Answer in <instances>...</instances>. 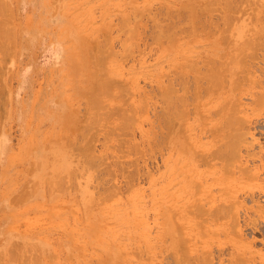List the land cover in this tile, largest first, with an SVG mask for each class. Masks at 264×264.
Instances as JSON below:
<instances>
[{"label": "rangeland", "instance_id": "rangeland-1", "mask_svg": "<svg viewBox=\"0 0 264 264\" xmlns=\"http://www.w3.org/2000/svg\"><path fill=\"white\" fill-rule=\"evenodd\" d=\"M0 3V264H264V0Z\"/></svg>", "mask_w": 264, "mask_h": 264}, {"label": "bare ground", "instance_id": "bare-ground-1", "mask_svg": "<svg viewBox=\"0 0 264 264\" xmlns=\"http://www.w3.org/2000/svg\"><path fill=\"white\" fill-rule=\"evenodd\" d=\"M223 2H224V1H223ZM227 2H229V1H227ZM215 3H216V2H215ZM0 5H1V3H0ZM2 5H3V3H2ZM2 7H3V6H2ZM2 7H1V8H2ZM8 7H9V5H8ZM223 7H224V6H223ZM228 7H229V6H228ZM4 8H5V7H4ZM4 8H3V9H4ZM6 9H7V8H6ZM8 9L10 10V7H9ZM192 9H193V8H192ZM226 9H227V8H226ZM226 9H225V10H226ZM227 10H228V9H227ZM2 11H3V10H2ZM240 11H241V10H240ZM5 13H6V12H5ZM261 13H262V12H261ZM193 14H194V13H193ZM233 14H235V13H233ZM192 18H193V17H192ZM225 18H226V17H225ZM175 20H176V19H175ZM191 22H192V21H191ZM262 22H263V20H262ZM262 22H261V23H262ZM224 23H225V21H224ZM190 24H191V23H190ZM214 24H215V23H214ZM214 24H212V25H214ZM222 24H223V23H222ZM218 25H219V24H218ZM259 28H261V27H259ZM2 29H3V28H2ZM110 29H111V28H110ZM189 29H190V28H189ZM217 29H218V28H217ZM217 29H216V30H217ZM207 31H208V30H207ZM259 31H260V30H259ZM123 33H124V32H123ZM159 33H160V32H159ZM220 33H221V32H220ZM227 34H228V33H227ZM3 35H4V34H3ZM3 35H2V37H3ZM122 35H123V34H122ZM149 35H150V34H149ZM159 35H160V34H159ZM129 36H130V35H129ZM263 36H264V35H263ZM6 37H7V36H6ZM124 37H126V36H124ZM4 39H5V38H4ZM7 40H8V39H7ZM109 40H110V39H109ZM109 40H108V41H109ZM262 41H263V39H262ZM5 42H6V41H4V43H5ZM98 42H99V41H98ZM101 42H102V41H101ZM255 42L257 43V41H255ZM2 43H3V42H2ZM2 43H1V44H2ZM8 43H9V42H8ZM109 44H110V43H109ZM109 44H108V45H109ZM248 44H249V43H248ZM3 45H4V44H3ZM5 45H6V44H5ZM101 45H102V44H101ZM103 45H104V44H103ZM244 45H245V44H244ZM254 45H255V44H254ZM246 47H248V46H246ZM227 48H228V47H227ZM2 50H3V49H2ZM97 50H98V49H97ZM101 50H102V48H101ZM101 50H100V51H101ZM109 50H110V49H109ZM125 50H126V49H125ZM90 51H91V50H90ZM95 51H96V50H95ZM98 51H99V50H98ZM102 51H103V50H102ZM110 51H111V50H110ZM232 51H233V50H232ZM239 51H240V50H239ZM242 51H244V50L242 49ZM250 51H252V53H253V50H250ZM230 52H231V51H230ZM245 52H246V51H245ZM14 53H15V52H14ZM107 53H108V52H107ZM228 53H229V52H228ZM243 53H244V52H243ZM252 53H251V54H252ZM255 53H256V52H255ZM233 54H234V53H233ZM249 54H250V53H249ZM98 55H99V54H98ZM236 55H237V54H236ZM238 55H239V53H238ZM238 55H237V56H238ZM11 56H12V55H11ZM233 56H234V55H233ZM249 56H250V55H249ZM110 57H111V56H110ZM124 57H125V56H124ZM240 57H241V56H240ZM252 57H253V56H252ZM105 58H106V57H105ZM232 58H234V57H232ZM242 58H243V57H242ZM123 59H125V58H123ZM219 59H220V58H219ZM226 59H227V58H226ZM229 59H230V58H229ZM240 59H241V58H239V62H240ZM250 59H251V58H250ZM262 59H263V58H262ZM126 60H127V59H126ZM230 60H231V59H230ZM232 60H233L232 62H234V61H235V58L232 59ZM243 60H244V59H243ZM254 60H255V59H254ZM90 61H91V60H90ZM103 61H104V60H103ZM103 61H102V62H103ZM211 61H212V60H211ZM224 61H225V60H224ZM246 61H247V60H246ZM93 62H94V61H93ZM100 62H101V61H100ZM243 62H244V61H243ZM94 63H95V62H94ZM203 63H204V62H203ZM224 63H226V62H224ZM244 64H245V63H244ZM89 65H90V64H89ZM219 65H220V64H219ZM187 66H188V65H187ZM217 66H218V65H217ZM221 66H222V65H221ZM242 66H244V65L242 64ZM90 67H91V66H90ZM210 67H211V66H210ZM215 67H216V66H215ZM202 68H203V67H202ZM211 68H212V67H211ZM220 68H221V67H220ZM227 68H228V67H227ZM242 68H243V67H242ZM216 69H217V68H216ZM225 69H226V67H225ZM244 69H245V68H244ZM247 69H248V68H247ZM250 69H251V68H250ZM102 71H103V70H102ZM209 71H211V70H209ZM216 71H217V70H216ZM219 71H221V70H218L217 73H219ZM198 72H199V71H198ZM211 72H212V71H211ZM211 72H210V73H211ZM225 72H226V71H224V73H225ZM242 72H243V71H242ZM244 72H245V71H244ZM249 72H250V71H249ZM252 72H253V71H252ZM105 73H106V72H105ZM250 73H251V72H250ZM254 73H255V72H254ZM254 73H253V74H254ZM198 74H199V73H198ZM204 74H205V73H204ZM204 74H203V77H204V79H205V75H204ZM207 74H208V73H207ZM219 74H220V73H219ZM219 74H218V75H219ZM247 74H248V73H247ZM247 74H245V75H247ZM96 75H97V74H96ZM210 75H214V73H213V74H210ZM216 75H217V74H216ZM218 75H217V76H218ZM206 76H207V75H206ZM208 76H209V75H208ZM243 76H244V74H243ZM203 77H202V75H201L200 78H203ZM108 78H109V77H108ZM237 78H238V77H237ZM198 79H199V78H198ZM207 79H208V78H207ZM216 79H217V78H216ZM222 79H223V78H222ZM201 80H203V79H201ZM226 80H227V79H226ZM117 81H118V80H117ZM197 81H198V80H197ZM197 81H196V82H197ZM206 81H207V80H206ZM208 81H209V80H208ZM212 81H213V80H212ZM214 81H215V80H214ZM219 81H220V79H219ZM104 82H105V81H104ZM199 82H200V81H199ZM202 82H203V81H202ZM102 83H103V82H102ZM191 83H192V82H191ZM197 83H198V82H197ZM210 83H211V82H210ZM224 83H225V82H224ZM105 84H106V83H105ZM121 84H122V83H121ZM199 84H200V83H199ZM214 84H216V83H214ZM221 84H222V83H221ZM234 84H235V83H234ZM196 85H198V84H196ZM196 85H195V87H196ZM206 85H207V84H206ZM208 85H209V84H208ZM106 86H107V85H106ZM116 86H117V84H116ZM209 86H210V85H209ZM216 87H218V86H216ZM224 87H225V86H224ZM233 87H234V86H233ZM103 88H104V87H103ZM112 88H113V87H112ZM185 88H186V87H185ZM193 88H194V87H193ZM198 88H199V87H198ZM187 89H188V88H187ZM213 89H214V88H213ZM216 89H217V88H216ZM98 90H99V89H98ZM102 90H103V89H102ZM104 90H105V88H104ZM106 90H107V88H106ZM120 90H121V88H120ZM189 90H190V89H189ZM210 90H211V89H210ZM237 90H238V89H237ZM100 91H101V90H100ZM121 91H122V90H121ZM191 92H192V91H191ZM215 92H216V91H215ZM215 92H214V93H215ZM126 93H127V92H126ZM193 93H194V92H193ZM195 93H196V92H195ZM197 93H198V92H197ZM89 94H90V93H89ZM96 94H97V93H96ZM112 94H113V92H112ZM127 94H128V93H127ZM98 95H99V94H98ZM98 95H97V96H98ZM101 95H102V94H101ZM183 95H184V94H183ZM253 95H254V94H253ZM259 95H260V94H259ZM106 96H107V95L105 94V97H106ZM185 96H186V95H185ZM192 96H193V95H192ZM198 96H199V94H198ZM108 97H109V95H108ZM204 97H205V96H204ZM259 97H261V96H259ZM99 98H100V97H99ZM118 98H119V97H118ZM182 98H183V96H182ZM90 99H91V98H90ZM90 99H89V100H90ZM96 100H97V99H96ZM96 100H95V101H96ZM180 100L182 101V99H180ZM100 101H101V99H100ZM193 102H194V101H193ZM253 102H254V101H253ZM93 103H94V102H92L91 105H93ZM178 103H180V101H179ZM181 103H182V102H181ZM183 103H184V102H183ZM254 103H255V105H256V102H254ZM260 103H261V101H260ZM7 104H8V103H7ZM99 104H100V103H99ZM184 104H185V103H184ZM188 104H189V103H188ZM228 104H229V103H228ZM241 104H242V103H241ZM261 104H262V103H261ZM263 104H264V103H263ZM91 105H90V106H91ZM191 105H192V104H191ZM226 105H227V104H226ZM232 105H233V104H232ZM193 106H194V105H193ZM92 107H93V106H92ZM99 107H100V106H99ZM185 108H186V107H185ZM225 108H226V107H225ZM6 109H7V108H6ZM93 109H94V107H93ZM98 109H99V108H98ZM104 110H105V109H104ZM221 110H222V109H221ZM190 111H191V109H190ZM198 111H199V110H198ZM110 112H111V111H110ZM182 112H183V110H182ZM219 112H220V111H219ZM235 112L238 113L237 110H235ZM176 113H177V112H176ZM236 113H235V114H236ZM182 114H183V113H182ZM233 114H234V112H233ZM111 115H112V114H111ZM111 115H110V116H111ZM179 115L181 116V113H180ZM85 116H86V115H85ZM163 116H164V115H163ZM180 116H179V117H180ZM182 116H183V115H182ZM199 116H200V115H199ZM228 116H229V115H228ZM165 117H166V116H165ZM176 117H177V116H176ZM237 117H238V115H237ZM229 118H231V117H229ZM200 119H201V118H200ZM231 120H232V118H231ZM224 121H225V120H224ZM244 121H245V120H244ZM229 122H230V121H229ZM231 123H232V122H231ZM234 123H235V122H234ZM237 125H238V124H237ZM221 127H222V126H221ZM239 127H240V126H239ZM239 127H238V128H239ZM219 128H220V127H219ZM222 128H223V127H222ZM226 128H227V127H226ZM223 129H225V128H223ZM228 129H229V127H228ZM234 129H235V128H234ZM221 130H222V129H221ZM225 130H226V129H225ZM229 130H230V129H229ZM217 131H218V130H217ZM219 131H220V130H219ZM223 131H224V130H223ZM224 132H225V131H224ZM233 132H235V131H233ZM230 133H231V132H230ZM224 135H225V134H224ZM245 135H246V134H245ZM228 136H230V135H228ZM228 136H227V137H228ZM210 137H211V136H210ZM230 139H231V138H230ZM230 139H229V140H230ZM241 139H242V138H241ZM77 140H78V139H77ZM80 140H81V139H80ZM239 140H240V139H239ZM224 141L226 142V140H224ZM227 141H228V140H227ZM78 142H79V141H78ZM232 142H233V141H232ZM239 142H240V141H239ZM244 142H245V141H244ZM221 144H222V143H221ZM221 144H219V145H221ZM223 144L225 145V143H223ZM230 144H232V143H230ZM239 144H241V143H239ZM250 144H251V143H250ZM228 146H229V145H228ZM231 146H232V145H231ZM231 146H230V147H231ZM81 147H82V146H81ZM230 147H229V149H230ZM233 147H234V146H233ZM235 147H236V146H235ZM220 148H221V147H220ZM239 148H240V147H239ZM215 149H216V148H215ZM215 149H214V150H215ZM221 149H222V148H221ZM193 150H194V149H193ZM222 150H223V149H222ZM232 150H233V149H232ZM217 151H218V150H217ZM230 151H231V150H230ZM228 152H229V151H228ZM83 154H84V153H83ZM212 154H213V153H212ZM217 154H218V153H217ZM229 154H230V153H229ZM221 155H222V154H221ZM211 157H212V156H211ZM84 158H85V157H84ZM93 158H94V157H93ZM88 159H89V158H88ZM91 160H92V159H91ZM217 160H218V159H217ZM220 160H221V159H220ZM221 161H222V160H221ZM86 162H87V161H86ZM228 164H229V163H228ZM120 165H121V164H120ZM232 165H233V164H232ZM228 166H229V165H228ZM122 167H123V166H122ZM222 167H223V166H222ZM94 168H95V167H94ZM245 169H246V168H245ZM224 170H226V169H224ZM71 172H72V171H71ZM110 174H111V173H110ZM71 175H72V174H71ZM69 177H70V176H69ZM110 178H111V177H110ZM69 181H70V180H69ZM74 181H75V180H74ZM195 184H196V183H195ZM68 186H69V185H68ZM194 187H195V186H194ZM197 188H198V187H197ZM198 191H199V190H198ZM33 193H34V192H33ZM22 194H23V192H22ZM19 195H20V194H19ZM208 197H209V196H208ZM12 199H13V198H12ZM195 204H196V203H195ZM222 206H223V205H222ZM222 206H221V207H222ZM210 207H211V206H210ZM216 208H217V207H216ZM224 208H225V207H224ZM224 208H221V209H224ZM200 209H201V208H200ZM230 209H231V208H230ZM205 212H206V211H205ZM228 213H229V212H228ZM228 216H229V215H228ZM205 219H207V218H205ZM211 219H212V218H211ZM173 220H174V219H173ZM216 221H217V220H216ZM237 223H238V222H237ZM235 225H236V223H235ZM238 225H239V224H238ZM233 228H234V226H233ZM235 228H236V227H235ZM177 229H178V228H177ZM200 229H201V228H200ZM170 231H172V230H170ZM182 231H183V230H182ZM171 234H172V233H171ZM172 235H173V234H172ZM172 235H171V236H172ZM175 236H176V235H175ZM167 238H168V237H167ZM184 239H185V238H184ZM17 247H18V246H17ZM10 250H11V249H10ZM203 253H204V252H203ZM207 255H208V253H207ZM207 255L205 254V256H207ZM188 256H189V255H188ZM208 256H209V255H208ZM35 258H36V257H35ZM38 258H39V257H38ZM38 258H37V259H38ZM68 258H69V257H68ZM178 258H179V257H178ZM210 258H211V257H210ZM181 259H182V257H181ZM204 259H205V257H204ZM204 259H202V260L204 261ZM54 260H55V259H54ZM69 260H70V259H69ZM179 260H180V259H179ZM185 260H186V258H185ZM210 260H211V259H210ZM196 261H197V260H196ZM206 261H207V260H206ZM231 262H232V261H231ZM241 262H242V261H241ZM244 262H245V261H244ZM34 263H35V262H34ZM176 263H177V262H176ZM179 263H180V262H179ZM184 263H185V262H183V264H184ZM205 263H206V262H205ZM236 263H237V262H236ZM180 264H181V263H180ZM187 264H188V263H187ZM189 264H190V262H189ZM198 264H199V263H198ZM229 264H230V263H229Z\"/></svg>", "mask_w": 264, "mask_h": 264}]
</instances>
